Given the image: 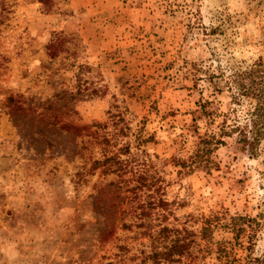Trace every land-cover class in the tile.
<instances>
[{"label": "rangeland", "instance_id": "1", "mask_svg": "<svg viewBox=\"0 0 264 264\" xmlns=\"http://www.w3.org/2000/svg\"><path fill=\"white\" fill-rule=\"evenodd\" d=\"M80 1L0 0V264H155L173 229L189 247L158 264H264V138L239 142L233 82L264 60V0Z\"/></svg>", "mask_w": 264, "mask_h": 264}, {"label": "trees", "instance_id": "2", "mask_svg": "<svg viewBox=\"0 0 264 264\" xmlns=\"http://www.w3.org/2000/svg\"><path fill=\"white\" fill-rule=\"evenodd\" d=\"M64 41V37L62 34H57L55 39L47 45V48L51 50V55L55 54L56 49L61 45ZM233 82L237 89L238 100L239 97L245 96L252 101H254V105L252 110L249 111L248 123L243 126L236 125L234 130L238 131L239 134V142L243 145L247 146L250 151H254L256 145L259 141L264 138V60H257L249 67L236 71L233 75ZM11 102H14V98L9 97ZM16 104V103H15ZM204 108V104H201V108ZM17 108H21V105H17ZM32 109L33 112H36L35 109ZM58 122L57 119H53L52 123ZM99 123H95L93 125H97ZM60 126L65 128L66 130H70L76 136H80L84 133H89V126L84 125H72L70 123L62 122ZM228 132V131H221ZM94 133H90L89 135H93ZM213 138V137H212ZM211 137H205L202 140L205 145L198 147L191 159V163L198 164L201 162L202 158L207 156V154L211 151V147L207 144H211ZM103 142L108 143V139L103 137ZM101 139V141H102ZM221 139H217V143H220ZM118 163V167L121 166V161L116 159L115 154L106 156L102 160L95 159L93 160L92 167L96 168L99 165H103V170H109L110 164L107 162ZM143 173L140 172L137 174L139 178H143ZM141 179V180H142ZM244 217L237 216L234 217L233 220H243ZM168 227L163 226L158 231V236L166 235ZM176 234L168 244H163L161 249L153 248L151 251L150 257L155 264H158L160 261H165L167 259L177 260L179 256L183 254L185 250L188 249L190 240L185 241V238L180 234L178 229H173ZM172 231V230H171ZM211 234V228L209 226H203L201 228V237L204 239H208Z\"/></svg>", "mask_w": 264, "mask_h": 264}, {"label": "crops", "instance_id": "3", "mask_svg": "<svg viewBox=\"0 0 264 264\" xmlns=\"http://www.w3.org/2000/svg\"><path fill=\"white\" fill-rule=\"evenodd\" d=\"M67 1L73 7H77L81 2L80 0H67Z\"/></svg>", "mask_w": 264, "mask_h": 264}]
</instances>
